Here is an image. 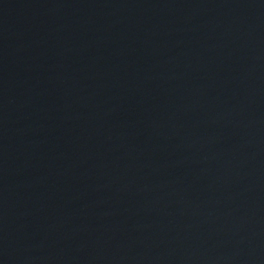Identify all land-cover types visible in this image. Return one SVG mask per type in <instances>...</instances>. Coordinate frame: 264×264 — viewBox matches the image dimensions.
Masks as SVG:
<instances>
[{"label": "water", "instance_id": "95a60500", "mask_svg": "<svg viewBox=\"0 0 264 264\" xmlns=\"http://www.w3.org/2000/svg\"><path fill=\"white\" fill-rule=\"evenodd\" d=\"M0 264H264V0H0Z\"/></svg>", "mask_w": 264, "mask_h": 264}]
</instances>
